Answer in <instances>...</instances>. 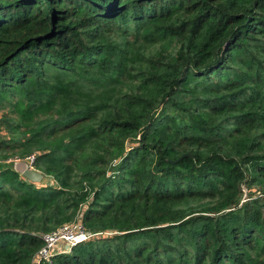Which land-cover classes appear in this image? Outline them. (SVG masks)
<instances>
[{
	"label": "trees",
	"instance_id": "obj_1",
	"mask_svg": "<svg viewBox=\"0 0 264 264\" xmlns=\"http://www.w3.org/2000/svg\"><path fill=\"white\" fill-rule=\"evenodd\" d=\"M10 150L57 185L0 168V264L82 208L40 264H264V0H0Z\"/></svg>",
	"mask_w": 264,
	"mask_h": 264
},
{
	"label": "built area",
	"instance_id": "obj_2",
	"mask_svg": "<svg viewBox=\"0 0 264 264\" xmlns=\"http://www.w3.org/2000/svg\"><path fill=\"white\" fill-rule=\"evenodd\" d=\"M37 152H34L27 156V161L30 168L37 169L34 166V161L36 159ZM102 232L94 233L99 234ZM93 233H89L86 231L84 224L79 222L76 225H65L62 228H59L56 231L42 234V238L44 239V245L39 249L36 255L33 257L31 264H40L42 261H51L53 255L57 252H67L64 250H57L58 245L64 241L68 244L69 248L71 249L72 246L86 241Z\"/></svg>",
	"mask_w": 264,
	"mask_h": 264
},
{
	"label": "rangeland",
	"instance_id": "obj_3",
	"mask_svg": "<svg viewBox=\"0 0 264 264\" xmlns=\"http://www.w3.org/2000/svg\"><path fill=\"white\" fill-rule=\"evenodd\" d=\"M8 115H10V116H12V114H8ZM7 124V123H6ZM12 125V124H11ZM2 135H3V137L4 138H6L7 140H9L10 138H14V136H15V134L13 133V129H11V126L9 125V124H7V125H5L4 127H3V131H2ZM2 154H8V156L7 157H0V168H4V167H7V166H12L14 169H19V170H22L23 168L25 169V167H26V163L28 164V161H27V157H21V156H19V154H18V152H17V150H10V151H8V152H3V153H1L0 155H2ZM39 185H41V186H46V185H57V183L55 182V180H54V178L53 177H51V176H44V179L42 180V182H40V184ZM252 193H255V195H259V196H261L262 194L260 193V190H257V188H254L253 190H252ZM249 198H251V191H250V189H248L246 186H244L243 187V201H246V200H248ZM85 208V207H84ZM83 210V208L81 209V211H79L78 212V214H77V216L75 217V219L74 220H72V221H70V222H68V223H65L64 225H61V226H59V227H54V228H52L51 230H49L50 232L53 230H58L59 228H62V227H64L65 225H76V224H78L79 222H82V211ZM35 221H38V219L37 220H35ZM34 220H32V221H28L27 222V224L29 225V224H35L36 222H35ZM83 223V222H82ZM84 227H86L85 225H84ZM31 229H33V228H31ZM86 229V231H88L87 230V228H85ZM34 231L36 230L35 228L33 229ZM52 231V232H53ZM36 233H38V234H41V236H42V233L41 232H43V231H39V232H37V231H35ZM50 232H46V233H50ZM43 234H45V233H43ZM93 236H91L93 239L94 238H98V237H103V236H108V235H112V233H109V232H106V233H99V234H92ZM57 250L59 251V250H64V251H69L70 250V248H69V246H68V244L66 243V242H64V241H62L59 245H58V248H57Z\"/></svg>",
	"mask_w": 264,
	"mask_h": 264
},
{
	"label": "water",
	"instance_id": "obj_4",
	"mask_svg": "<svg viewBox=\"0 0 264 264\" xmlns=\"http://www.w3.org/2000/svg\"><path fill=\"white\" fill-rule=\"evenodd\" d=\"M185 155H187V154H185ZM185 155L181 156L179 158V160L182 159ZM15 170L20 172L21 174H23V176L25 178H27L28 180L35 182V183L42 182V180L44 178L43 172L36 170V169H33V168H30L29 164H27V163H26L25 169L23 168L22 170H19V169H15Z\"/></svg>",
	"mask_w": 264,
	"mask_h": 264
},
{
	"label": "clouds",
	"instance_id": "obj_5",
	"mask_svg": "<svg viewBox=\"0 0 264 264\" xmlns=\"http://www.w3.org/2000/svg\"><path fill=\"white\" fill-rule=\"evenodd\" d=\"M36 170H39V169H36ZM39 171H40V170H39ZM41 172H42V171H41ZM44 176H45V175H44ZM43 179H44V178H43ZM70 250H71V249H70ZM70 250H69V251H70Z\"/></svg>",
	"mask_w": 264,
	"mask_h": 264
}]
</instances>
